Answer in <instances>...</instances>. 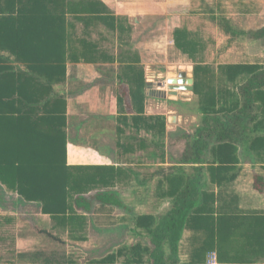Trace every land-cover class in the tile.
I'll return each instance as SVG.
<instances>
[{"label": "trees", "instance_id": "1", "mask_svg": "<svg viewBox=\"0 0 264 264\" xmlns=\"http://www.w3.org/2000/svg\"><path fill=\"white\" fill-rule=\"evenodd\" d=\"M195 1L192 13L218 19L208 0ZM133 32L131 19L116 15L103 0H0V191L40 203L41 213L53 222L52 230L41 232L57 240L61 237L54 230L60 229L85 241L92 223L113 225L114 211L127 209L116 189L124 185L126 169L68 162V100L56 89L68 80V63H119L117 134L120 138L130 127L128 137L139 139L146 131L142 148L152 147L157 152L151 156L166 162L167 118L146 113L147 76L141 53L132 47ZM110 33L119 41L115 54L103 47ZM247 36L263 39L264 27ZM170 37L171 48L193 65L200 114L180 165H161L154 173L161 178L157 195L170 199L171 207L160 216L136 217L146 243L119 245L82 264H180L187 230L193 233L189 264H207L210 253L221 263V223L228 220L233 228L241 218L247 224L257 221L242 210L224 211L210 185L236 179L242 152L258 157L264 150V62L213 65L204 39L187 24L175 27ZM185 164L198 165L188 170ZM263 185L264 177L256 175L255 188L262 191ZM259 229L262 247L264 228ZM0 231V251L7 240L14 249L17 237L9 236L2 222ZM26 256L31 264H62L45 252Z\"/></svg>", "mask_w": 264, "mask_h": 264}, {"label": "crops", "instance_id": "2", "mask_svg": "<svg viewBox=\"0 0 264 264\" xmlns=\"http://www.w3.org/2000/svg\"><path fill=\"white\" fill-rule=\"evenodd\" d=\"M103 1L115 12L116 15L128 16L131 19V22L134 21L136 25L134 32H137L136 27H138V25L139 27H142V22H147V8L149 1L151 2L152 0ZM157 1H159L158 4L162 6H165V4L168 6V15L165 18L166 28H171L172 31L175 27L183 24H187L189 26V20L186 19L185 22H182L181 15L184 12L183 9H186L187 7L191 8L190 0ZM181 5L184 6L181 7ZM139 18L142 19L140 20ZM171 23L172 26H170ZM167 38V41H165L167 43L165 48L164 41L156 39V42L154 43V50L151 49V51H149L146 50V47L149 46L147 37L142 38L137 36L135 38L133 35L131 43L133 48L137 49L141 53L143 59L142 63L145 70L148 69V63L158 60V56L154 53V51L158 53H166L168 45H173L174 42L172 38L169 36ZM107 44H109V41H105L103 47H107ZM188 64L186 72L184 71L185 76H182L183 71H180L181 77H178V79L189 76L193 77V65L190 63ZM179 66L180 69H182L185 65ZM119 68L118 62L68 63V80L65 84L56 87L57 91L60 94H63L68 100V116L71 115L68 90L75 89V104L77 108L74 133H71V129H68V162L71 164H107L115 165L117 167L120 166L126 169L124 185H120L121 187L118 186L116 188L120 195L122 192L130 191V193H137L145 196L149 195L148 191L151 185L150 183L155 180L158 182L161 179L154 174L156 170L149 172L148 167L153 165L159 167L162 165L169 168L170 166L180 165L178 162L180 161L182 153L186 149L188 138L194 132H192V129L189 128L182 131L184 133L182 137L185 140H177V142V135H175V140L173 142H176L178 146L182 144L183 147L181 152L178 154H176V152L174 154L170 151L169 144L172 140L173 133L176 130L180 131V129H182L181 124H183L185 120H188V117L180 113H176V111H174L175 109L168 112H158L154 109L160 104L158 103V100H161L160 98H162L160 96H163L166 93V99L171 97L169 96L170 90L167 92L165 89L159 90L153 88L154 85L149 83L146 71V113L164 114L167 118L166 162H160V159L156 155L154 157L151 156V152H157L152 149V147L149 149L142 148V137L147 140V137L149 136L146 131H141L139 133V139H132L128 137L131 134V128L129 127L126 130V133L119 138L117 134L118 116L121 114L117 102L118 88L121 85L118 77L120 72ZM163 75V69L154 73V76H158L159 78L163 77ZM177 93L178 94L172 95L179 96L183 92L182 90H179ZM177 101L178 100L173 99L171 103H175ZM181 101L188 102V100ZM171 116L176 117V123L169 122L168 119ZM196 118L198 119V117ZM198 125L199 123L196 127ZM119 141L122 143L121 146L118 145ZM242 154L243 155L240 156V162L238 163L236 179L227 182L220 187L215 184H211L210 189L214 190L220 196V207L224 211H245L247 212L245 216H247V214L253 216L258 223L257 221L254 222L251 220V224H247V222L244 221V218H241L244 214L242 215L237 213L234 214L240 215L241 222L240 220H237V225L233 228L230 226L228 220L226 222H222L221 243L223 248L221 256L224 258V262H216V264H264V245L261 247L260 240L258 239V233L262 231V229L259 228L261 226L264 228V185L262 191L255 188L256 175L264 177V150L260 152L258 157L254 155L250 156L243 152ZM208 155L209 153L207 156ZM192 165L198 164H185L184 166L190 170V166ZM204 165L206 166V163ZM125 205L127 206V209L125 210L132 211L130 206L126 203ZM166 207V211H168L171 207V201L168 202ZM184 236L185 238L187 237V239L183 238V240H186L190 247L193 238L192 231H185ZM214 256V253H210L207 258L209 261H212ZM230 260H235V262H229Z\"/></svg>", "mask_w": 264, "mask_h": 264}, {"label": "rangeland", "instance_id": "3", "mask_svg": "<svg viewBox=\"0 0 264 264\" xmlns=\"http://www.w3.org/2000/svg\"><path fill=\"white\" fill-rule=\"evenodd\" d=\"M158 2L157 0L149 1L146 17L147 22H142V27L138 25L136 27L137 32H133L131 38L132 40L133 35L135 38L137 36L142 38L147 37L149 46L146 47V50L149 51L151 49L154 50L156 39L163 40L165 48L167 44L165 41H167V37H170L171 34V28L168 29L165 25L168 6L166 4L162 6ZM208 2L215 8L218 19L211 18L210 13H192L191 11L198 6L197 1L191 2V8L187 7L183 9L184 12L181 15L182 22L188 19L190 22H187L189 27L199 33L204 39L208 62L216 66L220 62L226 61L264 62V38L258 39L247 36V31L251 32L252 30H258L264 27V0H208ZM142 18L139 19L141 20ZM225 18L231 27L228 32L225 27ZM132 23L134 24L135 30L136 25L134 21ZM170 26H172V23ZM109 35L110 43L107 44L108 49L112 54L118 53L119 41L116 39V35L112 33ZM171 46L168 45L166 53L154 51L158 56V60L148 63V69L146 70L148 81L154 85L153 88L159 90L165 89L167 92L169 91L167 79L181 77L180 71L186 72L188 63L191 64L189 60L172 49ZM179 65L185 66L180 69ZM162 69L164 71L163 77L159 78L158 76H154L156 71L159 72ZM68 92L71 114L68 118V129H71V133H74L77 108L75 104V89H69ZM182 92L179 96L170 94L169 96L171 97L167 99L166 97L163 98L164 96H160L162 97L160 98L161 100H158L160 104L157 108H154L158 112H168L175 109L174 111L176 113L188 117V120H185L181 124L182 129L180 131L176 130L172 135L169 148L174 154L175 152L176 154L180 153L183 147L182 144L178 146L176 143L177 140H185L182 137L184 134L182 131L189 128L194 132L196 125L200 123V114L197 110V97H194L190 91ZM173 99L178 101L171 103ZM181 100H188V102L184 101L186 102L184 103ZM175 135H177V139L176 142H173ZM153 166L148 167L149 172L158 168L157 166ZM150 184L149 195L133 194L130 191L122 192L121 198L130 206L132 211L120 208L116 209L113 216H116L117 222L113 225L104 226L92 223L87 234V240L85 241L74 240L69 233L63 232L60 229L54 230L61 237L60 240L46 233H42V229L52 230L53 222L49 216L47 217V215L41 213L40 203L29 202L21 197L10 194L6 190H1L0 223L2 222L3 226L6 225L9 236L15 235L17 240L14 249L11 240L4 242L5 245L0 251V264H31L32 262L30 261H32V258L26 256L29 252L53 254L62 264H66L65 262L67 260H73L78 264H82L93 257L100 256L103 252L105 253L112 249L116 250L119 245H129L137 241L146 243V237L139 234L140 229L136 226V217L147 213L160 216L166 212V205L170 201L168 198H162L157 195V180ZM6 217L14 218V222H6ZM185 236L184 239H187ZM190 254L191 250L188 242L183 240L180 264H189ZM207 264H209L208 259Z\"/></svg>", "mask_w": 264, "mask_h": 264}, {"label": "water", "instance_id": "4", "mask_svg": "<svg viewBox=\"0 0 264 264\" xmlns=\"http://www.w3.org/2000/svg\"><path fill=\"white\" fill-rule=\"evenodd\" d=\"M183 73L182 76H185V73ZM167 82L169 84L170 94H177L179 90L193 92L194 89V78L192 76L180 79L176 77L168 78ZM163 96L165 97L166 93ZM168 120L170 123H176L177 121L175 116H171Z\"/></svg>", "mask_w": 264, "mask_h": 264}, {"label": "built area", "instance_id": "5", "mask_svg": "<svg viewBox=\"0 0 264 264\" xmlns=\"http://www.w3.org/2000/svg\"><path fill=\"white\" fill-rule=\"evenodd\" d=\"M208 262H209V264H216V262H217L216 254L214 256V259L212 261L211 260L210 261L208 260Z\"/></svg>", "mask_w": 264, "mask_h": 264}]
</instances>
